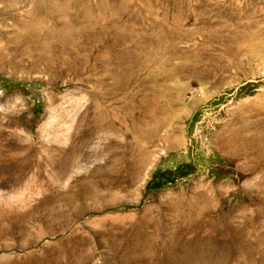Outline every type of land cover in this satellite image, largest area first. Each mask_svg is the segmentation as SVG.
<instances>
[{
    "label": "rangeland",
    "instance_id": "1",
    "mask_svg": "<svg viewBox=\"0 0 264 264\" xmlns=\"http://www.w3.org/2000/svg\"><path fill=\"white\" fill-rule=\"evenodd\" d=\"M0 264H264V0H0Z\"/></svg>",
    "mask_w": 264,
    "mask_h": 264
},
{
    "label": "bare ground",
    "instance_id": "2",
    "mask_svg": "<svg viewBox=\"0 0 264 264\" xmlns=\"http://www.w3.org/2000/svg\"><path fill=\"white\" fill-rule=\"evenodd\" d=\"M58 136L62 137L61 141L66 142L69 139V136H70L69 135V128L65 129L60 134L56 135V137H58ZM56 137H54V138H56Z\"/></svg>",
    "mask_w": 264,
    "mask_h": 264
}]
</instances>
